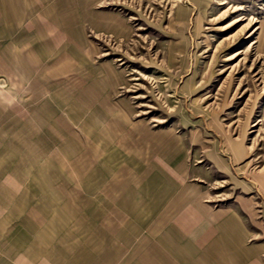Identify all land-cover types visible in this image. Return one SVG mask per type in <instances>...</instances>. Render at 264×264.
<instances>
[{
  "label": "rangeland",
  "instance_id": "obj_1",
  "mask_svg": "<svg viewBox=\"0 0 264 264\" xmlns=\"http://www.w3.org/2000/svg\"><path fill=\"white\" fill-rule=\"evenodd\" d=\"M0 264H264V0H0Z\"/></svg>",
  "mask_w": 264,
  "mask_h": 264
}]
</instances>
